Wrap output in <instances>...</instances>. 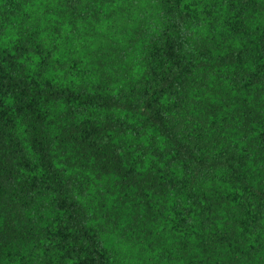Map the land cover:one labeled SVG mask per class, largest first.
<instances>
[{"label":"trees","instance_id":"trees-1","mask_svg":"<svg viewBox=\"0 0 264 264\" xmlns=\"http://www.w3.org/2000/svg\"><path fill=\"white\" fill-rule=\"evenodd\" d=\"M0 264H264V0H0Z\"/></svg>","mask_w":264,"mask_h":264}]
</instances>
